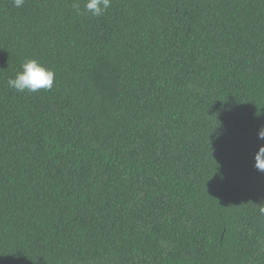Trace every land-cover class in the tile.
Returning a JSON list of instances; mask_svg holds the SVG:
<instances>
[{"label":"trees","instance_id":"trees-1","mask_svg":"<svg viewBox=\"0 0 264 264\" xmlns=\"http://www.w3.org/2000/svg\"><path fill=\"white\" fill-rule=\"evenodd\" d=\"M85 2L0 0V264H264V0Z\"/></svg>","mask_w":264,"mask_h":264},{"label":"clouds","instance_id":"clouds-1","mask_svg":"<svg viewBox=\"0 0 264 264\" xmlns=\"http://www.w3.org/2000/svg\"><path fill=\"white\" fill-rule=\"evenodd\" d=\"M16 7H22L24 0H14ZM110 6V0H86L84 11L81 12L79 4H74L73 9L78 15L90 13L94 17L103 15ZM22 71L17 72L14 79L10 78L7 83L19 93L25 91L35 93L39 90H51L54 84L55 73L47 69L37 60H26L21 65ZM257 139L264 141V126L257 132ZM254 167L264 173V144H262L254 156ZM259 214L264 216V202L257 206Z\"/></svg>","mask_w":264,"mask_h":264}]
</instances>
